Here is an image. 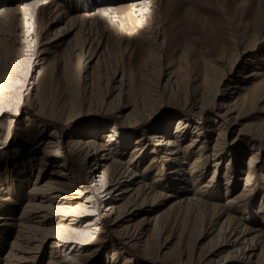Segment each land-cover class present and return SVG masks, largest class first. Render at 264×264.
<instances>
[{
  "label": "bare ground",
  "instance_id": "1",
  "mask_svg": "<svg viewBox=\"0 0 264 264\" xmlns=\"http://www.w3.org/2000/svg\"><path fill=\"white\" fill-rule=\"evenodd\" d=\"M54 3L53 0L44 2L51 9L56 6ZM20 9L22 10V8ZM9 12L4 7L0 8L1 16ZM79 20L81 22V19ZM83 23L80 27L75 19H70L62 30V33L63 31L65 33L62 36H57L51 43L54 44L55 48H60L63 45L64 36L74 33L76 30L75 36L79 31L83 32L85 27ZM90 41L89 38H85L80 47L79 64L78 61L74 63L71 58L76 45L71 43L72 40L68 43L64 52H68L69 56H67L68 53L64 56H67V59L64 58L66 60L62 67L57 73L55 72L54 82L45 75L40 76L34 98L32 97L33 88L28 89L27 106L35 111V115L39 117L36 120L42 123L40 118L49 117L48 112L46 113L48 117L45 116L41 104L43 100L45 101L42 99V92L45 93L44 89L47 85L50 87L49 84L53 82L56 88L63 86L65 91L72 94L74 92L73 86L80 83L82 90H90L91 94L96 89L102 91L104 99H101L99 112L107 113L115 109L114 113L117 114V117L123 118L121 121L123 123L122 128L120 130L115 125L107 126L102 121L95 122L86 130L71 133L70 138L65 143L66 145L63 146L56 122L48 118L51 121L49 127L52 129L45 132L47 126L40 125L38 124L39 121L36 123L35 118L32 119L29 115L27 116L26 124L30 126L22 136H19L21 148L25 150L26 147L28 150L27 157H22V153H17V150L12 162L6 163L3 158H0V236H3L0 239L4 240L2 247L12 236L11 227L17 228L15 232L17 236L14 238L12 248L6 253L4 264H41L48 248L50 251L47 255L46 264H88L99 250L102 234L106 229V220L112 221L109 229L112 233L124 236L125 241H116L117 247L126 246L130 250L125 252L123 264H132V253H145L154 247H157L161 253L166 250L163 257L177 255L181 260L190 263L244 264L240 262V258L244 257L249 260L248 264H252L254 259H256L254 264H262V255L264 254L262 235H252L250 229L245 226L239 216L235 215V210L231 207L234 204L245 203L251 180L255 174L252 166L258 161V154L253 152L249 156V161L245 166V175L247 176L241 192L228 197L225 205L214 202L215 198L211 193L216 189L218 190V187H215L213 183L218 182L216 178L217 175L219 178L222 170L220 163L225 157L224 152L219 150L223 140L222 133H224L222 128L226 129L225 124L231 127L230 121L233 120L236 123L241 113L252 110L261 101L264 102V87L259 84L251 92H248V89H245L244 84H242L241 87L237 88L241 92L234 93L235 99L224 98L229 105L217 104L218 95H224L220 89L221 81H219V85H215L217 81L215 82L213 77L217 73V66L212 61H204V74L202 79L196 82L198 81L195 75L196 71L192 67L193 65L191 66L188 62V56L181 60L180 65L175 70H173L172 61L167 66L168 71H164L163 75L159 72L158 81L166 79L164 85H160V83L154 85L145 82L146 80L137 84L135 74L133 72L128 74L123 69L119 81L116 82L117 74L115 72V75L109 77L103 86L100 84L102 76L96 73V69L100 66L101 59L109 52L107 47L102 52L100 48L99 50L93 49L94 41L92 40V43ZM84 53L85 57L83 56ZM86 54H89L88 58L91 61L97 57L95 68H93L91 76L78 77L76 72L81 71V75L87 72L88 67L84 64ZM145 62H142V66L139 68L140 72L145 68ZM195 63L197 64V62ZM160 68L162 70L163 67ZM261 75L258 72L251 73L249 76L248 74L245 75L243 79ZM109 83L117 84V86L112 88ZM53 85L51 84L52 89H55ZM214 86L216 87L214 88ZM228 86L225 85L224 87ZM153 88L158 90L157 94H160V97L165 96L167 99L177 101V104L182 106V110L176 114L179 116L176 121L177 125L175 124L177 131L173 134H168L169 132L166 131L165 135L168 136L165 139L166 142H164L163 137H158V130L154 129L157 131L156 133L146 131L145 134L147 135L144 134L136 138L132 144V138H129V134L141 127L146 121L144 117L149 107L145 108L147 101L144 103L145 106L142 104L143 107H141V102L145 101L148 95L153 94H150ZM242 91L245 93L242 94ZM115 93H117L116 96L108 101V98ZM74 94L75 96L78 95ZM14 95L16 93H1L0 108L9 106ZM74 105L77 106V104ZM130 108L132 110L127 112ZM47 109L48 107L45 110L50 111ZM17 111L15 115H17ZM51 111L54 112V108ZM68 113L67 119H64V122L61 120L63 123L71 120L72 115ZM234 114L237 115L234 117ZM207 115L213 117L214 122L218 123L221 128L213 149L208 145L209 142L206 138L202 136L204 125H201V120L204 116L207 120L209 117ZM190 116L198 118L200 122L195 128L197 131L194 132L195 136L192 140H188L190 137L186 135L188 134V127L192 123L188 118ZM125 123L127 125H124ZM12 125L11 127H13ZM259 129L261 128L259 127ZM33 132L39 134L37 141L28 140ZM44 132L46 133L45 136ZM210 132L209 130L208 133ZM112 140L115 143L112 144ZM130 149L131 152L129 153ZM126 154H129V157L124 159ZM146 154H149L151 161L148 163L149 165L145 164L148 158ZM76 157L78 158L75 160L76 162L72 161L73 164H70L69 160ZM209 160L215 163L211 178L209 177V181L198 187V198L189 196L190 189L184 185L192 184L195 186L196 183L198 184L205 175V170H207V164L204 165L203 162ZM9 163L13 164L10 165ZM155 164H161L163 168L156 171L154 180L152 179L153 182H151L148 166L154 168L156 167ZM168 166L170 168L167 171L166 167ZM165 170L170 175L168 183L166 181L161 182L162 172ZM36 171H38L37 178L34 184L28 188L27 195H25L27 201L17 217L15 208L10 203L14 202L16 196L24 197L23 190L30 183L32 173ZM84 173L86 176L82 178ZM227 173L230 172L227 171ZM225 177L229 185L232 181L231 176ZM118 187H122L121 192L114 196L113 192ZM165 192L185 194L173 202L169 208L163 210L162 205L172 198ZM231 193L227 192V195ZM106 207L109 213H105L104 219L101 212ZM142 215L143 218L134 223ZM161 222L165 223V226L162 227ZM125 223L128 224L125 226ZM166 223L169 226L178 223L179 228L172 229L171 233L166 235L164 234L167 232ZM240 229L241 231H239ZM261 231L260 229L255 230L257 233ZM148 232L149 236L145 240ZM210 236H214L210 242V244L212 243L211 249L197 253V241ZM249 236L251 237L249 238ZM170 239L172 241H169ZM175 239L178 241L176 246L172 248ZM142 243L143 246H141ZM258 250H261L259 254L257 253ZM121 255L120 249H114L112 263L109 264H120L117 260Z\"/></svg>",
  "mask_w": 264,
  "mask_h": 264
},
{
  "label": "rangeland",
  "instance_id": "2",
  "mask_svg": "<svg viewBox=\"0 0 264 264\" xmlns=\"http://www.w3.org/2000/svg\"><path fill=\"white\" fill-rule=\"evenodd\" d=\"M46 1L49 2L50 0H0V8L4 7L8 12L10 10L9 13H5L6 15H0V94L4 92L16 93L11 98L12 101L9 106L0 108V158H3L6 163L14 160V153L17 150V153H22V157H27L28 150H26V147L25 150L21 148L19 136H22L30 126L26 124L28 115L32 119L35 118L36 123L39 121L36 120L39 117L35 115V111H32L27 106L26 95L28 89L33 88L32 97L35 96L40 76L45 75L54 82L55 72H58L67 59L66 57L69 56L67 52L68 55L64 57L67 54L64 50L71 40V43L74 46L76 45L71 58L74 63L78 61V64L81 53L80 47L83 45L85 38H89L91 43L94 41L92 48L95 50L100 48L102 52L107 47L109 55L107 54L101 59L99 70L96 69V73L102 76L100 84L103 86L109 77L111 78L113 74L115 75V72L117 74L116 82L119 81L123 69L128 74L131 72L135 74L137 77L135 82L137 84L146 80L145 82H150L154 85H157V83L164 85L166 79L158 80L160 74L163 75L164 71H168V64L173 61V70H175L180 65L181 60L188 56V62L191 66L193 65L192 67L196 71L195 75L198 78L196 82H199L204 74V61H212L217 66V73L213 75L214 81H217L215 85H219V81H221L220 89L224 93L223 96L221 94L218 95L217 104L229 105L228 102H225L227 97L235 99L236 95L234 93L238 94L241 92L237 88L241 87L240 85L242 84H244L245 89H248V92H251L259 84L264 87V0H53L56 6L52 7V9L44 4ZM70 19H75L79 26L84 22L83 32L79 31L77 36H75L77 30L74 33L67 34L63 38V45L60 48H55L51 41L65 33L64 31L62 33V30H64ZM79 19H81V22ZM83 56L85 57V53ZM88 56L89 54H86L84 59V64L88 67L86 70L88 73L81 75V71L79 73L76 72L78 77L83 75L91 76V73H93L97 57L91 61ZM64 58L66 59L64 60ZM142 62H145L146 66L140 72L139 68L142 66ZM50 64L52 66H48ZM78 64L76 65L78 66ZM161 66L163 67L162 70ZM257 72L262 75L243 79L245 75L247 76L248 74L249 76V74ZM215 78L217 79L215 80ZM53 82L49 84L50 87L47 85V89H44L45 93L44 91L42 92V99H45V101L43 100L41 104L44 108L45 116L48 117L49 115L48 118L56 122L57 130L62 137L63 146L66 145L65 143L70 138L71 133L86 130L95 122L102 121L107 126L115 125L121 130L123 118L117 117V114L114 113L115 109L107 113L99 112L101 99H104L101 90L98 91L96 89V91L94 90L95 94H91L90 90H82L81 84L78 83L76 84L77 86H73L74 92L71 94V92L65 91L63 86L56 88ZM51 84L55 89H52ZM110 84L112 88L117 86L114 83ZM225 85L229 86L225 88ZM151 91L150 94H153L148 95L145 101L141 102V107L145 106V104V108L149 107L144 117L146 118V123L144 122L141 127L131 131L129 134V138H132V144L136 138L144 135L146 131L148 133H156L157 131L155 130H158V137H163L164 142H166L165 139L168 137L165 135L166 131L169 132L168 134H173L177 131L175 127H177L176 121L179 116L176 114L179 110H182V106L177 104V101L167 99L165 96L160 97L156 88ZM74 93L78 95L75 96ZM244 93L242 91V94ZM116 94L112 97H107L108 101L112 100ZM73 101L75 102L73 103ZM74 104H77V106ZM142 104L144 105L142 106ZM47 107L50 111L54 108V112L46 111L45 108ZM16 110H18L17 115H15ZM131 110L130 108L127 112ZM47 112L48 115L46 114ZM53 113L55 114L53 115ZM67 113L71 114L72 118L67 123H63L67 119ZM235 115L237 114H234V117ZM59 116L61 119H59ZM207 116H209L207 120H205V116L201 120V125H204L202 136L206 138L209 142L208 145L213 149L221 128L218 123L214 122L213 117ZM48 118H40L42 123L38 122L40 125L47 126L45 127V132L52 129L49 127L51 121ZM188 118L192 123H190L191 125L188 127V134L186 135L190 137L188 140H192L197 131L195 128L200 122L198 118H193V116ZM127 123L124 125H127ZM234 123L232 120L230 121L231 127L225 124L226 129L222 128L224 141L222 140L219 150L224 152L225 157L222 158L220 163L222 170L219 178L217 175L216 179L218 182L215 181L213 183L215 187H218V190H214L215 192L213 191L211 194L215 198L214 202L225 205L228 197L241 192L247 176L245 175V166L249 161V156L253 152L258 154V161L253 163L252 166L255 174L251 180L245 203L234 204L231 207L235 210V215L239 216L245 226L250 229L252 235H262L264 243V102L261 101L252 110L241 113L239 120ZM11 124H13V127H11ZM14 128L16 129L13 131ZM209 130L211 131L210 133H208ZM38 135L33 132L28 140L37 141ZM113 143L115 142L112 140ZM130 148L132 149V147ZM131 149L128 151L129 153ZM5 151L7 152L3 155ZM127 157H129V154H126L124 159H127ZM77 159V157L70 159V164H73L72 161ZM149 162L151 161L148 156L145 164L147 165ZM203 164H207V170H205V175L198 184L196 183L195 186L192 184L184 185V187L190 189L189 196H195L194 198L199 197L198 187L209 181L215 166L214 161L211 160L204 161ZM155 165L156 167L154 168L148 166L150 168L148 174H151V182L154 180L156 171L163 168L161 164ZM169 168L170 166L166 167V170L168 171ZM166 170L162 172L161 182L166 181L168 183L170 175ZM227 171L230 173H227ZM37 172L32 173L30 183L25 186L23 190L24 197L16 196L14 202L10 203L15 208L16 216L20 215L27 201L25 198L26 192L34 184ZM85 176L86 173L82 175V178H85ZM225 176H231L232 181L230 180L229 185ZM121 189L122 187L115 189L113 195L117 196ZM227 192L231 194L227 195ZM165 193L171 195L172 198L162 205L161 208L163 210L169 208L173 202L185 194ZM106 209L107 207L101 212L103 217L109 213ZM141 218H143V215L138 217L134 223L139 222ZM110 223L112 221L106 220V229L102 234L99 250L88 264L112 263L113 252L116 248L122 252L117 262L120 264L125 262V252L130 250L126 246L117 247L116 241H125L124 236L121 235V237L120 234L115 235L112 233L109 230ZM127 224L125 223L124 225L126 226ZM161 224L162 227L165 226V223L161 222ZM170 226L169 224L166 225L167 232H164V234L168 235L172 229L179 228L178 223L175 225L170 224ZM11 229L12 238L9 237L3 247L2 242L4 240L0 239V264H4L6 253L12 248L14 238L17 236L15 234L17 228L11 227ZM259 229L262 231L255 232V230ZM196 233L198 234V232ZM148 236L149 232L145 240ZM0 237L3 238V236ZM213 237L199 239L196 252L210 250L212 246L210 242H212ZM169 241H172V239ZM177 241V239L173 241L172 248L176 246ZM141 246H143V243ZM49 251L50 248L46 250L41 264H46ZM164 252L161 253L157 247H154V249L145 253H132V264H197L181 260L177 255L163 257ZM260 252L261 250L257 251L258 254ZM262 260L264 263V254L262 255ZM255 261L256 259L251 263L254 264ZM240 262L248 264L249 260L241 257Z\"/></svg>",
  "mask_w": 264,
  "mask_h": 264
}]
</instances>
